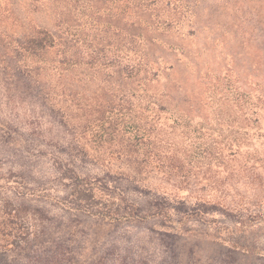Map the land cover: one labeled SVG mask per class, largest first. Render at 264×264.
<instances>
[{
    "label": "rangeland",
    "instance_id": "obj_1",
    "mask_svg": "<svg viewBox=\"0 0 264 264\" xmlns=\"http://www.w3.org/2000/svg\"><path fill=\"white\" fill-rule=\"evenodd\" d=\"M151 1L154 25L189 12L178 29L141 30L131 52L130 16L113 9L100 23L117 28L103 33L86 9L69 51L36 57L18 42L57 32L50 4L1 7V264H264V115L241 129L228 104L264 94V0H164L168 16ZM132 60L147 86L129 82ZM150 98L172 112L150 149L184 158L189 195L163 199L170 186L127 173ZM201 200L224 210L204 213Z\"/></svg>",
    "mask_w": 264,
    "mask_h": 264
},
{
    "label": "trees",
    "instance_id": "obj_2",
    "mask_svg": "<svg viewBox=\"0 0 264 264\" xmlns=\"http://www.w3.org/2000/svg\"><path fill=\"white\" fill-rule=\"evenodd\" d=\"M8 0H0V14L1 7L6 5ZM33 4L40 2V0H30ZM52 7L53 11L56 13V28L57 32L52 33L51 31L43 28H33L32 31L24 37V42H18L20 50H22L26 55L31 57H36L42 55L53 48H64L63 54L68 50L67 37L78 35L77 32V22L80 17L84 14L83 11L86 9L92 10L95 8L94 14L99 16L96 20L97 25H102V32L108 33L111 29L116 30L117 26L112 25L109 21H104L105 23H100L103 18H108L111 16V11L116 10L115 16L125 15L130 16L129 19L124 22V31L127 34L126 38L129 43V50L132 52V44L136 38L141 37V30H152L154 26L156 28L167 29L170 27H176L177 29L181 26V20L189 12L187 7L184 5L178 11V8H172L173 14L168 17L166 21L162 22L160 25H154L151 22L150 17L152 13V8L148 0H44ZM151 1V0H150ZM153 2V0L151 1ZM157 7L163 6L165 12L170 10V3L164 0H155ZM112 5V6H109ZM180 4V1H179ZM120 10V12H119ZM89 12V11H88ZM136 12H140L143 17L139 20L132 19L133 15H137ZM128 13V14H127ZM92 15V14H91ZM93 16V15H92ZM138 17V16H137ZM129 82L133 83L136 79L141 80L143 86L151 81L149 80V71L147 66H141L140 63H134L133 60L129 62ZM228 104L232 106L236 112L239 114L242 120L241 129H245L244 125L247 120L253 117L255 123L259 122V119L264 115V94H246L244 92H237L234 94L232 99H228ZM232 104V105H231ZM142 117L144 118L143 128L140 131H136L138 134V139L144 146L142 148L131 149L125 153L124 157L127 163V173L131 178L138 177V181L148 183L150 180L158 179L162 184L170 186L171 189L164 187L165 191H162L160 196L163 199L166 197L176 198L174 192H180L190 194L192 185L188 183L186 177L187 173L185 170V160L180 157L178 153H159L155 149H150V133L154 127L157 126L161 119V114H172L170 109L162 104H158L157 101H152L151 98L147 99L142 105ZM172 117H162V119H171ZM161 126V124H160ZM135 132V133H136ZM150 149V150H149ZM187 195V196H188ZM186 200V199H185ZM183 204V203H182ZM198 206L202 208V212L209 213L218 210H224L223 205L219 202L211 201H198ZM158 210V209H156ZM195 210V208H191ZM157 214V213H156ZM3 254L0 253V264L6 259H3Z\"/></svg>",
    "mask_w": 264,
    "mask_h": 264
}]
</instances>
